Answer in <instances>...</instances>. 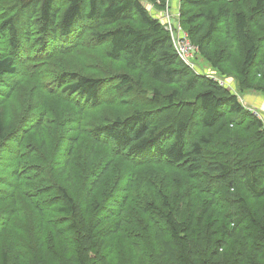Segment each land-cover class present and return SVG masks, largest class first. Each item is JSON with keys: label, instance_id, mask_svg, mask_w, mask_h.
Here are the masks:
<instances>
[{"label": "trees", "instance_id": "trees-1", "mask_svg": "<svg viewBox=\"0 0 264 264\" xmlns=\"http://www.w3.org/2000/svg\"><path fill=\"white\" fill-rule=\"evenodd\" d=\"M210 1L179 0V21L237 92L180 59L145 5L165 0H0V264H264V122L238 97L264 99V0ZM66 52L80 65L51 79ZM33 84L72 106L53 110L63 136L24 105Z\"/></svg>", "mask_w": 264, "mask_h": 264}, {"label": "rangeland", "instance_id": "rangeland-1", "mask_svg": "<svg viewBox=\"0 0 264 264\" xmlns=\"http://www.w3.org/2000/svg\"><path fill=\"white\" fill-rule=\"evenodd\" d=\"M218 2H219L218 0H211L210 2H208L205 5V7H204L205 10L208 11V10H211V9L218 8V4H221V3H218ZM157 4L162 6L163 5L162 4V0H157ZM145 5L149 8V10L152 13H159V12L163 11L164 9H166L168 6L176 14L180 15V12H181V8L179 6V0H165V5H164L163 10H159L154 5H152V4L150 5V4L146 3V2H145ZM191 10L194 11V12L197 11V9L195 7H192ZM157 17L160 18L159 15H157ZM218 35L220 36V41H221L223 34L221 32H219ZM75 43H76V40H73L71 44L74 45ZM228 47H229V49H228L227 52L230 54V57H231L230 60L231 61L228 64H226V65L229 66V65L232 64L233 66L231 65V67H235V69H236V67L238 68L242 64L243 57H242L241 53L243 54V51L239 47L237 42H235L233 44V46L228 45ZM22 57L23 56L21 55V58ZM70 58H71V56H69L67 52L64 53L59 59H57V58L54 59L53 57L51 58V60H50L51 69L48 71V74L51 75V79H53L54 77H57V74H60L61 72L65 71V70H68V68H70L71 66H79L80 65L79 64V63H81L80 60H73V61L69 62ZM18 61L20 63L23 62V60H18ZM194 63H195L196 70H197L196 73L200 74L201 76L203 74L211 75V76L215 75L214 77H216V78H218L220 80H224V78H221L219 74H217V73L216 74H210V72H208L210 70L212 71V69H211L210 65L208 64V62L205 59H203L200 55L197 56V58L194 60ZM90 66L91 67H96V66H98V63L95 62V61H92V62H90ZM20 70H22L21 65H20ZM92 72L93 73H97V74L99 73L97 70H94ZM40 79H43V78H40ZM44 79H46V78H44ZM228 82L230 84L235 85V81L233 79H231V78L225 79L221 84H223L225 86H228V87H231V86H229ZM38 84H40V83H38ZM236 92H237V90H236ZM24 95H25L24 99H26V102H25L24 105L27 106V110L28 111L46 112V114H47V111H48V120L47 121H49V122H47V123H48V127H49V132H54V134L56 136L58 134H59V136H61V135L63 136L64 134H66L68 132V128H69L68 124L66 125L67 126L66 127L60 121H57L56 118L53 116L54 115L53 110H57V109L61 110L62 109L65 113H70L72 111V109H73L72 106L70 105V103H66L64 101L63 96L62 97L54 96L53 94H51L49 92V90L40 89L37 86H35V84L27 86L25 88V90H24ZM238 97H239L241 102H243V98H244V101H245L244 105H245V107L247 109L250 110V112H254L260 118L263 117V115H262V113L260 111L261 109H259L258 107L261 106V103H262V107H264V99L263 100L262 99H257L259 97V94L255 93V92H247L246 95L242 94L241 97H240V95H238ZM6 112H7L8 115H12L14 113L8 107L6 109ZM27 141H31V138L27 139ZM15 146L16 145H14V147ZM58 148L53 146L50 155L47 156L48 160L51 162V167L53 166L52 163L53 162L54 163L57 162V160H58L59 163H61L60 159H56L55 158ZM82 149H84V145L81 146V148L77 147L75 149V151H74V153H75V156H74V167H75V170L74 171H75L76 175L79 177V180L84 182L86 177H87V175L89 174V171L86 170L85 167H83V163H82V158H83L82 157ZM33 157H36V158H38V160H41L39 155H38V153H34ZM4 161L5 160H3V162ZM42 163H43L42 161H38V162L33 163L35 165H38L37 168H42V171H41L42 173H40L39 176L43 175V173H44V169L43 168H49L50 167L49 165H45V164H42ZM9 165H10V161H9V158H8L7 162H6V168L8 170H9ZM39 165H42V167L39 166ZM140 167H142V169L145 170V171L149 169L148 164L145 163V162L143 164H141L139 166V168ZM56 168H59V166H57V165L55 166L54 165V171H52V173H54L57 176V179H58L59 177H58V173L56 172ZM2 171H3V166L0 167V175H1ZM84 173H86L85 176H83ZM138 178L143 179V177H138ZM58 181L63 183V180L60 179V178L58 179ZM151 182L155 185V187L152 186L151 188L152 189L156 188V180L152 179ZM136 183H137V181H136ZM110 185L111 184L107 183L106 189H108V186H110ZM137 185H138V183H137ZM10 190H12V188ZM80 190H81V188H77V191H80ZM219 197H220V201L226 206L225 207L226 210H229L230 205H231L230 199L226 196V194L224 192H221ZM23 215H24V218H26V222L28 224L39 223V219H38L39 216L36 213H34L29 207H27L25 209ZM19 220H20V222H22V223H24L26 225V223L23 221V219H19ZM21 233H22V231H21ZM17 234L20 235L19 232H17ZM30 234L31 233L25 232V233H23L22 236L27 238ZM31 236L36 237V234L32 233ZM51 244H52V242H51V239L49 238L48 245H51ZM23 251H26V249L24 248ZM118 255H119V253L116 252L115 257L117 258ZM26 260H27L26 263L29 264L30 261L28 259H26Z\"/></svg>", "mask_w": 264, "mask_h": 264}, {"label": "built area", "instance_id": "built-area-1", "mask_svg": "<svg viewBox=\"0 0 264 264\" xmlns=\"http://www.w3.org/2000/svg\"><path fill=\"white\" fill-rule=\"evenodd\" d=\"M179 17L180 15L173 13L170 7L168 6L165 10L162 11L161 21L164 23L166 30L170 33L172 41L174 43V48L178 53L180 59L189 68L197 72L194 60L197 58L198 48L191 42L187 32L183 30L179 21ZM214 76L211 77L216 80H219L221 83L224 81ZM260 119L264 122L263 117Z\"/></svg>", "mask_w": 264, "mask_h": 264}, {"label": "crops", "instance_id": "crops-1", "mask_svg": "<svg viewBox=\"0 0 264 264\" xmlns=\"http://www.w3.org/2000/svg\"><path fill=\"white\" fill-rule=\"evenodd\" d=\"M172 12H173V10H172ZM174 13V12H173ZM176 14V13H175ZM228 84H229V86H231L234 90H236L237 88H236V86L235 85H233V84H230L229 82H228ZM240 97H241V95H240ZM243 104H245V101H244V98H243V102H242ZM245 106V105H244ZM259 109H261L260 107H258ZM261 111V113H262V109L260 110ZM262 115H263V120H264V113H262Z\"/></svg>", "mask_w": 264, "mask_h": 264}]
</instances>
